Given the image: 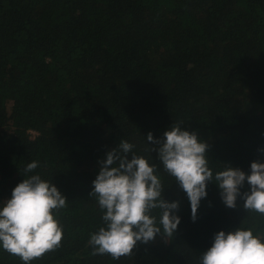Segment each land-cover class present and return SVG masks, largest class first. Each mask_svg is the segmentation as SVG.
Instances as JSON below:
<instances>
[{
    "label": "trees",
    "instance_id": "trees-1",
    "mask_svg": "<svg viewBox=\"0 0 264 264\" xmlns=\"http://www.w3.org/2000/svg\"><path fill=\"white\" fill-rule=\"evenodd\" d=\"M174 123L209 145L214 176L264 163V0H0V206L34 174L67 199L61 246L32 264H201L219 231L264 239V216L228 208L211 181L192 220L147 141ZM122 140L157 165L181 223L114 260L88 244L104 225L91 193ZM0 264L23 261L0 247Z\"/></svg>",
    "mask_w": 264,
    "mask_h": 264
},
{
    "label": "clouds",
    "instance_id": "clouds-1",
    "mask_svg": "<svg viewBox=\"0 0 264 264\" xmlns=\"http://www.w3.org/2000/svg\"><path fill=\"white\" fill-rule=\"evenodd\" d=\"M147 141L159 145L160 165L186 192L193 221L201 200L208 195L210 181L218 185L228 208H236L241 198L244 209L264 216V163L252 162L250 174L226 164V169L214 176L207 157L209 145L200 141L197 133L182 130L181 124L174 123L159 140L150 132ZM133 148L122 140L100 162L91 196L97 198L104 225L90 234L92 255L118 260L131 255L137 242L146 244L157 234L173 237L181 223L175 214L179 202L169 203L162 197L164 187L156 174L157 165L135 154L129 159ZM156 150L151 148V152ZM38 165V161L27 164L25 174L34 172ZM245 181L250 190L242 193ZM66 201L58 188L39 174L25 178L14 188L11 199L0 206V247L18 256L23 264H32L59 248L64 229L58 216ZM201 264H264V239L252 228L219 231L212 246L202 253Z\"/></svg>",
    "mask_w": 264,
    "mask_h": 264
}]
</instances>
